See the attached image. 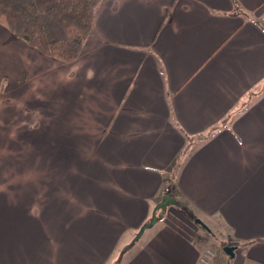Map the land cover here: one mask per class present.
<instances>
[{"label":"crops","instance_id":"0c3cea01","mask_svg":"<svg viewBox=\"0 0 264 264\" xmlns=\"http://www.w3.org/2000/svg\"><path fill=\"white\" fill-rule=\"evenodd\" d=\"M1 124L42 185H0V264H116L170 175L119 264H264V0H102L71 63L0 22Z\"/></svg>","mask_w":264,"mask_h":264},{"label":"trees","instance_id":"16d2710c","mask_svg":"<svg viewBox=\"0 0 264 264\" xmlns=\"http://www.w3.org/2000/svg\"><path fill=\"white\" fill-rule=\"evenodd\" d=\"M101 2L102 0H0V22L13 35L43 55L63 63H71L79 58L93 31ZM167 181L171 182L167 191L171 195L174 177L170 175ZM173 195L174 193L171 196ZM228 245L230 244L226 242L213 247L216 252L215 264H226L229 257L224 248ZM129 250L127 248L124 254ZM121 259L122 254L116 264Z\"/></svg>","mask_w":264,"mask_h":264},{"label":"rangeland","instance_id":"374dc122","mask_svg":"<svg viewBox=\"0 0 264 264\" xmlns=\"http://www.w3.org/2000/svg\"><path fill=\"white\" fill-rule=\"evenodd\" d=\"M18 129L19 127H17V131L15 132H18ZM15 132H10L9 125H0V185H42V158H33V161H31V166H33V168L31 167V171V168L26 163V158H24L27 143H20L19 140L16 141V138L18 136ZM31 137L36 139L39 137V133H37V131L35 130ZM30 148H33V150L36 148V150L38 151L41 148L40 141H30L29 149ZM38 154L40 153H37V155ZM178 212L174 210V212L172 213V218L176 220H174L175 222L179 221L180 212ZM197 233L198 234L196 235V239L198 240V242H202L205 244L203 249H214V245L226 243L221 242L222 239L214 241L213 239H211L213 241V243H211L209 236L206 237L204 234L198 231ZM135 239L136 236L126 244V247L121 251L119 255H121L122 252H124L127 248L131 249L130 246H132ZM144 239L141 242L137 241L136 244L141 245L144 242ZM122 248L123 246H121V249Z\"/></svg>","mask_w":264,"mask_h":264},{"label":"water","instance_id":"95a60500","mask_svg":"<svg viewBox=\"0 0 264 264\" xmlns=\"http://www.w3.org/2000/svg\"><path fill=\"white\" fill-rule=\"evenodd\" d=\"M177 204H178V202L173 196L164 195L163 198H162V201L156 205V207H155V209L153 211V214H152V218L149 220V222H147L146 224H144L140 228L139 232L136 235L135 241L133 242L132 246H130V247L132 248L135 245V242L138 241L142 237L144 232L146 230L151 229L158 222L159 218L162 217L165 214V212L167 211V208L170 205H174L175 206ZM196 223L201 225L206 231L210 232V229L200 219H197ZM235 250H236V247H233V246H226L224 248V252L228 256H230L231 259H233L235 257ZM124 253L125 252L122 253V256L124 255Z\"/></svg>","mask_w":264,"mask_h":264},{"label":"built area","instance_id":"2783aa9c","mask_svg":"<svg viewBox=\"0 0 264 264\" xmlns=\"http://www.w3.org/2000/svg\"><path fill=\"white\" fill-rule=\"evenodd\" d=\"M216 252L212 248H205L201 251L197 264H214Z\"/></svg>","mask_w":264,"mask_h":264}]
</instances>
